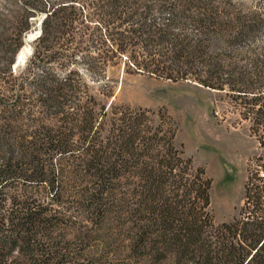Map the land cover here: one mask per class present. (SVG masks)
<instances>
[{
  "label": "trees",
  "instance_id": "obj_1",
  "mask_svg": "<svg viewBox=\"0 0 264 264\" xmlns=\"http://www.w3.org/2000/svg\"><path fill=\"white\" fill-rule=\"evenodd\" d=\"M14 3L0 24V264H264V178L249 176L237 216L216 224L212 182L175 147L168 116L106 106L75 70L33 73L81 60L105 77L125 57L127 74L226 91L264 148V0Z\"/></svg>",
  "mask_w": 264,
  "mask_h": 264
},
{
  "label": "rangeland",
  "instance_id": "obj_2",
  "mask_svg": "<svg viewBox=\"0 0 264 264\" xmlns=\"http://www.w3.org/2000/svg\"><path fill=\"white\" fill-rule=\"evenodd\" d=\"M14 2L0 0V24L15 10ZM232 3L244 4V8L253 6V0H232ZM43 16L32 18L30 30L21 36V46L15 50L10 66L13 75L21 74L27 67L33 43L40 35L37 26ZM160 18L164 22L166 12ZM89 27L99 28L96 22ZM101 34L104 33L100 29L95 33L97 38ZM25 46L28 47L25 59L15 66V57ZM0 60L4 64L6 58ZM124 62L125 57H122L115 65L107 66L105 77L99 71L95 74L85 72L86 63L81 60L74 64L54 61L33 73L37 75L49 69V72L62 75L75 70L82 74L83 80L106 106L113 103L117 107L147 110L153 118H157L158 113L168 116L176 128L175 147L184 158H190L195 167L202 168L212 182L210 210L214 222H230L243 206V190L248 177L264 172V148L252 134L250 123L240 115V102L229 97L226 91H210L189 81L170 82L142 74H127ZM2 69L0 64V90L4 93L1 79L6 74ZM106 81L114 86L108 98L99 94Z\"/></svg>",
  "mask_w": 264,
  "mask_h": 264
},
{
  "label": "bare ground",
  "instance_id": "obj_3",
  "mask_svg": "<svg viewBox=\"0 0 264 264\" xmlns=\"http://www.w3.org/2000/svg\"><path fill=\"white\" fill-rule=\"evenodd\" d=\"M30 36H31V35H30ZM27 52H28V47H27V46L23 47V48L19 51V53L17 54V57H16V62H15L16 65H17V64H21V63L24 61V59H25V55H26Z\"/></svg>",
  "mask_w": 264,
  "mask_h": 264
},
{
  "label": "water",
  "instance_id": "obj_4",
  "mask_svg": "<svg viewBox=\"0 0 264 264\" xmlns=\"http://www.w3.org/2000/svg\"><path fill=\"white\" fill-rule=\"evenodd\" d=\"M45 18V16H43L41 19H40V21H39V25L37 26L38 27V30H39V32H40V25H41V22H42V20ZM28 42H29V40L28 39H26V44H28ZM17 57V56H16ZM16 57H15V61H16ZM15 66H16V64H14Z\"/></svg>",
  "mask_w": 264,
  "mask_h": 264
},
{
  "label": "built area",
  "instance_id": "obj_5",
  "mask_svg": "<svg viewBox=\"0 0 264 264\" xmlns=\"http://www.w3.org/2000/svg\"><path fill=\"white\" fill-rule=\"evenodd\" d=\"M259 177H260V178H264V172H261V173L259 174Z\"/></svg>",
  "mask_w": 264,
  "mask_h": 264
}]
</instances>
